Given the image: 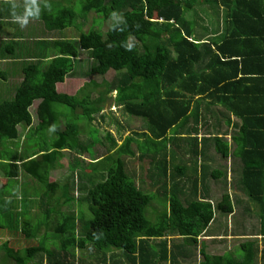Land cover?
<instances>
[{
    "label": "trees",
    "instance_id": "1",
    "mask_svg": "<svg viewBox=\"0 0 264 264\" xmlns=\"http://www.w3.org/2000/svg\"><path fill=\"white\" fill-rule=\"evenodd\" d=\"M55 2L54 15L48 14L45 22L61 34L55 40L56 57L42 58L31 65L16 60L22 64L23 79L11 89L13 98L0 102V170L8 186L14 189L24 173L37 183L36 193L40 186L44 188L39 199L26 197L32 193L25 182L20 183V194L16 190L11 197L3 196L0 189V229L6 228L3 216L12 213L22 232L19 247L0 242L2 264H190L199 237L215 212L229 213L233 209L229 194L213 204L208 197L199 196L196 188L198 172L204 182L209 175L223 177L221 168L211 173L209 166L201 164L199 170V158L229 156L223 129L224 122L233 123L230 112L235 117V128L240 129L235 155L244 162L246 185L264 184V88L257 87L252 98L240 82L226 83L239 77L240 59L250 54L247 44L254 43L256 36L264 42V0ZM109 9L118 17L104 32L102 19L110 20ZM92 11L100 17L93 18L98 22L96 27L86 31L78 26L79 37L64 35L78 25L80 17ZM200 20L208 24L212 40L193 38L198 35ZM45 43L53 47L49 41ZM82 52L88 54L86 61L80 59ZM39 53L48 57L42 47ZM251 58L245 59L244 67L258 68ZM259 66L264 69V55ZM76 71L81 78L72 94L68 90L58 92L57 84L75 76ZM112 71L115 75L111 80L94 79ZM230 88L234 91H228ZM105 104L140 118L147 131L136 134L148 135V139L138 140L130 134L118 144L107 132L111 147L101 152L102 156L97 154L95 146L101 138L99 129L92 125L97 118L105 121ZM70 113L72 119L68 120ZM194 113L197 126L201 121L205 127L215 123L211 136L201 140L204 145L214 141V150L200 149L199 130L189 126ZM79 120L87 122L90 144L80 140ZM34 122L37 124L33 126ZM27 127V135L19 139ZM30 133L38 140L51 139L52 143L27 152L22 144L32 146ZM133 143L141 150L140 158L151 157L150 177L157 193L142 189L127 168L124 156L136 154ZM66 150L78 153L79 158L89 155L92 162L91 172L78 176V195L68 182L60 186L58 181L50 180ZM35 155L39 156L33 159ZM156 196L166 209L159 211L154 221L147 212ZM32 201L35 209L38 202L45 213V217L39 213L35 219L43 224L22 217V211L30 212ZM70 202L77 203L78 212L68 210ZM56 209L64 211L62 218L53 214L59 213ZM170 236L180 241L172 243ZM257 248L248 241L243 245L245 252L238 250V258L212 255L201 249L200 264H259L260 260L264 264V250L259 260Z\"/></svg>",
    "mask_w": 264,
    "mask_h": 264
},
{
    "label": "crops",
    "instance_id": "2",
    "mask_svg": "<svg viewBox=\"0 0 264 264\" xmlns=\"http://www.w3.org/2000/svg\"><path fill=\"white\" fill-rule=\"evenodd\" d=\"M36 3H37V7L34 9L36 16L28 17V22L22 26L21 23L17 22L16 17H23L25 15L26 8H29L31 5V0H0V101H5V100H9L10 98H13L14 91H12L11 89L15 88L16 83H18L19 79L23 77L22 64L20 66V64L15 63L16 60L17 62L20 63L26 62L25 64L31 65L35 63L37 60L42 61V58L44 59L48 58L49 60V59H54L56 57L55 54L56 49L54 48L55 47L54 45H55V40L58 38V36L51 35V33L54 34L57 31L55 27H48L47 23L45 22V19L47 18L48 14L51 13L52 15H54L53 8H55L56 2L55 0H36ZM13 5H15V7H13ZM30 11L33 10L30 9ZM33 20L38 22L35 23ZM40 28H43V30H40ZM197 31L201 33L199 31L198 25H197ZM211 35H213V33H211L210 29L208 28H204V32L201 33L202 38H205V36H207L209 40H212ZM46 40L52 43L53 47L51 46V44L48 45L47 43H45ZM12 42L15 43L13 44V46H10ZM40 47H42V53L45 52V54H48V57L40 56L39 53ZM246 50L250 54L244 56L243 58L241 57L240 59L239 65L241 72L239 74V77L232 78L230 79V81H226V83L228 84V83L240 82L239 85H242V88L246 90L247 95L249 97L254 98L256 88L257 87L264 88V69L259 66V63H261L262 61V55H264L263 39H261L258 36L254 37V43L249 42V44H247L246 46ZM251 56H252L251 63L256 62L258 68H253L252 66L251 67L249 66L247 68L244 67L245 59ZM6 62H10L11 64L5 66ZM230 70L234 72L233 68H231ZM228 91H234V89L230 88ZM241 108L245 109V107H241ZM195 110L196 109H194L193 112ZM229 115L233 123L229 125L226 123L227 121L224 122V129H223L225 133L224 137L229 142V150H230L229 156L223 158V160H225L224 166L222 168L223 182L221 181L216 182L215 176L213 177L212 175L207 176L204 182L201 173L198 172L199 183L196 186V188H198L199 196L208 197L213 204H215L216 202L213 201L212 198L219 197L217 196L218 193L214 191V188L216 190L223 189L227 191V194H229L230 196L231 195L234 196V199L232 198L233 196L231 197V203L233 209L229 213L215 212V217L208 226L207 231L199 237V243L197 246L199 251L198 253L199 256L195 254L197 260L196 264H200L203 261V255L200 252L201 249L205 250L207 253L212 255H229L231 257L238 258L240 256L238 250L245 252V249H243V245L248 241H250L251 245H253L255 248L258 247L257 248L259 252L258 259L260 260L263 258L264 184L256 185L254 187L250 185H246L247 173L243 169L244 162L242 158H240V156L235 155L238 149V143L236 138L238 134L239 137H241L239 131L240 129L235 128L234 126V121H235L234 115L231 112ZM34 125L35 122L33 123V126ZM191 125L198 128L199 130L198 136L200 141L204 138H209L211 136L210 133H212V130L215 129L214 122L211 123V126L205 127L203 125V122L201 121L200 125L198 124L197 126V121L195 120V113H194V117H192L190 120L189 126ZM28 128L29 127H27L26 130ZM208 129H210L211 131H207ZM136 132H138V130H136ZM25 134L26 132L24 133V135ZM248 135L251 136L252 134L250 133ZM178 136L180 135L178 134ZM203 142L204 141L200 142L201 144L199 146L200 149L214 150V148L216 147V145H214V142L212 140L211 142L207 143V145L206 144L204 145ZM95 150L97 151L96 146H95ZM67 151L68 150L64 152V155ZM97 154L102 156L101 151H99ZM38 156L37 155L33 156V159L37 158ZM88 156L89 155H86L85 157L79 158L77 161L75 160L73 162H70L68 160H66L65 162L64 160H61L59 162L60 164L59 166L62 167V165H65V168H60L59 166L55 168L53 172L57 174V177H52L53 175L52 173L50 180L56 181V179H60L58 177H63V178L68 177V184L71 186L70 188L72 190L77 188L78 190V187H76L78 186L77 185L78 176L82 173L84 175L87 174L88 172L85 166H90L92 164V162H90L91 159ZM219 157L221 156L210 159L209 165L207 163L202 162V158L200 157L199 170H201V164H205L209 166L210 172L213 173L215 169L218 168L216 165H214V163ZM67 165H70V167L66 168ZM90 169L92 168L90 167ZM0 172H1L0 189H2L3 196L5 197H11L12 192L16 190L20 194L19 192V190H21L20 183L24 184V182L27 185L29 191L32 193L29 194V196H26L27 198L31 197V199H35L36 197L40 196L42 192H44V189L41 190V186H40V188L38 189V193H36L37 189H35V186H37V183L33 179L25 175L24 173H22L19 176V179L16 181V187L13 189L8 186L9 181L6 179L4 173L1 170ZM62 172H64V174ZM261 175L264 176V174ZM211 177H213L212 182L210 180ZM2 180H4V182H2ZM74 181L76 182V184L74 183ZM193 181L195 182L194 179ZM208 181H210L211 185L208 184ZM58 183L60 186L65 184L60 182ZM29 184H32V187L29 186ZM18 185L19 188H17ZM188 189L190 191H193V189L191 188ZM223 194L220 195V197H222ZM251 194L253 195V197L250 196ZM32 203L34 204L33 201ZM32 205H30L29 207H32ZM55 211L59 213H53V214L56 216H60L61 218H62V214H65L63 213L64 211L62 209H56ZM239 214H244L252 218H259V220L257 221L256 224L251 220V223L253 225H251L250 228L247 226L245 229L242 227L241 224L236 223V217ZM252 226H254V228H252Z\"/></svg>",
    "mask_w": 264,
    "mask_h": 264
},
{
    "label": "rangeland",
    "instance_id": "3",
    "mask_svg": "<svg viewBox=\"0 0 264 264\" xmlns=\"http://www.w3.org/2000/svg\"><path fill=\"white\" fill-rule=\"evenodd\" d=\"M55 1H57V0H55ZM114 13H115V11H113L111 9H109L107 11V15L109 17H111V18H109L110 20L107 19L109 21H105L104 19L101 18L102 21H103L102 24H103L104 32L107 31L110 28V26H112L116 22V18L118 16L116 14L114 15ZM209 14H211V13H209ZM93 18H100V17L97 14H95L94 11H92L86 17L85 16L80 17L78 19V25L76 24V26L72 27L69 31H65L64 35L66 37H79V35L77 33V29H76L78 26H81L86 31H88L89 29L97 26L98 22L93 21ZM33 21L35 23L38 22V21H35V20H33ZM199 25L202 28H209L208 24H206L202 20L199 21ZM202 28H199V31L201 33L204 32V29H202ZM98 29H100V28H98ZM40 30H43V28H40ZM51 35L60 36L59 32H55L54 34L51 33ZM87 57H88V54L86 52H82L81 56H80V59L83 58V61H86L88 59ZM8 64H11V63L10 62H6L5 66H7ZM76 66H77V64H75V67ZM79 75L80 74H78L77 71H76L75 76L67 77L65 82L62 83L61 86L63 88H65V90H68V91H66L67 93L72 94L71 90L73 89V87H75L77 84H79V79L81 78V77H77ZM114 75H115V72L112 71L107 76H104V77L95 76L94 79L96 81H98V82H102L103 79L111 80L114 77ZM22 79H23V77L19 79L18 83L21 82ZM68 80L70 82L69 85L66 84ZM11 99L12 98H10L9 100H11ZM0 102H3V101H0ZM30 110L34 114L35 121L38 122L39 120H38V117L35 114L34 107L33 108L31 107ZM105 112L107 114V117H106L105 121H102V119L97 118L93 122V125H92V127H97L99 129L98 130V135H99V137L102 140L100 143H98L96 145V149L97 150H99L102 153H104L105 151H108V149L111 147V140H109L107 138V136H106L107 132H111L112 133L113 137L118 141V144H121L122 141H123V138H125L126 136H128L130 134H133L138 140L145 141V140L148 139V135H137L136 134V133H141V132L147 131L146 124L140 118H134V117H131L128 114L125 115V114L122 113V110L120 108H117V107L115 108L113 105L111 106V104L110 105L109 104H105ZM115 117L118 119L119 124L123 126L122 130L120 128V125L116 122ZM67 119L68 120L72 119V114L71 113H70V115H69V117ZM80 123H81V127H82L80 140L82 142L90 144L92 142V137L90 135L89 128L86 126L87 122L85 120L84 122L80 121ZM36 124L37 123H35V125ZM136 130H138V132H136ZM24 131L26 132L25 135H27L28 129L26 130V128H25ZM24 131L21 133L22 137L20 136L19 138L24 139V136H25L24 135V133H25ZM33 131H34V129H33ZM47 132L49 133V131H47ZM141 134H143V133H141ZM93 135L95 137V133ZM38 141H43V142H38ZM51 143H52L51 139L38 140V136L37 135L34 136V134L30 133L29 144H32V146L31 147H26V146H24L22 144V148L25 151L30 152L32 150V148H34V149L36 147L43 148V147H46L47 145L50 146ZM132 148L135 150L136 154L135 155H125L124 156V158L127 160V168L129 169V171H130L132 176H136L137 177L136 181H137L138 185L142 189L144 188L145 190L157 193L158 192L157 191V187L154 186V181L150 177V168L152 167L151 166L152 165L151 157L150 156H143V158H140L141 157L140 156L141 155V150L139 149L138 144L136 145L135 143H133ZM14 149H16V147ZM14 154H18V150H14ZM79 157L80 156H79L78 153L67 151L65 153V155H64V159L63 160L65 162H66V160H68L70 162H73L75 160L77 161L79 159ZM202 162L207 163L208 165L210 163L209 160H203V159H202ZM224 162H225V160H223V158L219 157L215 161L214 165H216L218 168L222 169L223 166H224ZM59 167L60 168H65V165H62V167L61 166H59ZM67 167H70V165H67L66 168ZM85 167H86L87 172H91L90 166H85ZM62 173L64 174V172H62ZM52 177H57V174L53 172ZM58 178H60V179H56V181H58L60 183L68 182V177H64V178L63 177H58ZM212 179L213 178L211 177L210 178L211 182H212ZM222 179H223V177L216 178V182H218V181L223 182ZM53 180H55V179H53ZM2 182H4V180H2ZM168 182H169L168 189H169V191H171V185H172L171 184V180L169 179ZM232 183H233V181H232ZM0 184H1V182H0ZM208 184H210V181H208ZM42 189H44V188L42 187ZM214 191H216L218 193L217 196H219V197L212 198L213 201H215V202H217V201H219L221 199L220 195H222L223 193H227V191H225L223 189L216 190L214 188ZM74 192L76 193V195H78L77 188L74 189ZM231 196H233V195H231ZM36 198L39 199V196L36 197ZM232 198L234 199V196ZM162 201L163 200H161L158 196H156L153 199L151 205L148 208V212H147L148 217H150L154 221L157 220L158 212L159 211H163L164 209H166V205H165L164 202L162 203ZM37 206H38V209H35V204H33L32 208H30L31 210H30L29 213H25L24 211L20 210V211H22L21 212L22 217L23 218H30L32 220L37 219V217L39 216L38 215L39 213L41 215L44 213V211L41 210L38 202H37ZM68 208H69V210H77V203L76 202H70V204L68 205ZM217 212H219V211H217ZM256 214H257V211H256ZM1 217H2V215H1ZM44 217H45V213H44ZM15 218H14V215L12 213H7L5 216H3V219H2L3 221L2 222H3V225L6 228L0 229L1 236H2V238L0 239L1 245H2L3 242H7V244H9V245H13L14 244V245H17V247H19V240L21 239L22 232L20 231L21 230L20 226H17L16 222H14ZM251 220L256 224L257 221L259 220V218H252V217L246 216L244 214H239L236 217V223L237 224H241L242 227L245 228V229H246L247 226L250 228L251 225H253L251 223ZM34 222H35L36 225H37L38 222L43 224V222L41 220H35ZM11 225H13V226H11ZM9 226H11V227H9ZM7 227H9V229ZM252 228H254V226H252ZM46 229H48V228H46ZM5 236H7V240L2 241V239ZM169 240L172 243L173 242L176 243V242L180 241V239H177V238L175 239V236H170ZM22 243H24V242H22ZM52 244L55 245L56 242H52ZM1 247H0V249H2ZM191 249H193V247ZM198 253H199V251H198V248H197L195 254L197 256H199ZM189 259H191V260H188L190 262V264H196L197 263L196 257H194L193 259L192 258H189ZM2 263H3V260L0 259V264H2ZM262 263H263V261L260 260L259 264H262Z\"/></svg>",
    "mask_w": 264,
    "mask_h": 264
},
{
    "label": "clouds",
    "instance_id": "4",
    "mask_svg": "<svg viewBox=\"0 0 264 264\" xmlns=\"http://www.w3.org/2000/svg\"><path fill=\"white\" fill-rule=\"evenodd\" d=\"M13 7H15V5H13ZM37 7V3H36V0H31V5H30V7L29 8H26V11H25V15L23 16V17H16V19H17V22H19V23H21V25L23 26V25H25L27 22H28V17H34V16H36V13H35V11H34V9ZM30 9H32L33 11H30ZM15 15V14H14ZM162 20V19H161ZM198 28H202V27H200V25H199V22H198ZM202 29H204V28H202ZM196 30H197V27H196ZM197 33H198V35H194L193 36V38H195V39H207V40H209V38L207 37V36H205V38H202V36H201V33H199L198 31H197ZM212 36V35H211ZM192 40V39H191ZM194 40V39H193ZM62 83H58L57 84V88H58V92H65V88H63L62 86ZM62 87V88H61ZM32 112V111H31ZM32 115L34 116V114L32 113ZM247 188V187H246ZM232 197V196H231ZM208 229V228H207ZM207 231V230H206ZM205 231V232H206ZM204 232V233H205ZM203 234V233H202ZM201 234V235H202Z\"/></svg>",
    "mask_w": 264,
    "mask_h": 264
}]
</instances>
